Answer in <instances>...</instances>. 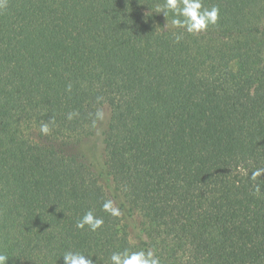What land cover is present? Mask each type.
Instances as JSON below:
<instances>
[{"label":"trees","instance_id":"1","mask_svg":"<svg viewBox=\"0 0 264 264\" xmlns=\"http://www.w3.org/2000/svg\"><path fill=\"white\" fill-rule=\"evenodd\" d=\"M202 2L220 8L219 23L191 35L171 27L165 0H8V264H65L67 251L110 264L125 248L161 264H264V176L251 179L264 168V0ZM93 138L103 171L86 154ZM106 200L119 217L102 210ZM88 210L104 219L97 232L75 226Z\"/></svg>","mask_w":264,"mask_h":264},{"label":"clouds","instance_id":"2","mask_svg":"<svg viewBox=\"0 0 264 264\" xmlns=\"http://www.w3.org/2000/svg\"><path fill=\"white\" fill-rule=\"evenodd\" d=\"M8 0H0V11L7 7ZM173 14L171 20V27L176 29H183L188 34L198 35L206 32L209 26H215L219 23L220 8L213 6L210 9L205 8L202 0H165L163 13L167 17L168 13ZM166 23L164 28H168ZM183 32L176 35V41L182 39ZM71 85H69V91ZM73 115L78 113H69L68 119L71 120ZM97 117L103 119V113L97 112ZM95 127V121L93 122ZM41 132L45 135L49 134L50 128L47 123L41 125ZM264 176V168H257L251 174L252 181H257L258 178ZM256 194L260 193V184H255ZM102 210L110 216L119 217L121 215L120 209L115 206L112 200H106L102 205ZM76 228L80 230L97 232L104 226L103 217L96 216L93 210H88L84 215L77 220ZM91 256H86L82 252L67 251L63 255L65 264H93ZM9 258L7 255L0 253V264H8ZM110 264H161V260L154 254L152 250H137L132 251L125 248L123 251L112 252L109 256Z\"/></svg>","mask_w":264,"mask_h":264},{"label":"rangeland","instance_id":"3","mask_svg":"<svg viewBox=\"0 0 264 264\" xmlns=\"http://www.w3.org/2000/svg\"><path fill=\"white\" fill-rule=\"evenodd\" d=\"M94 139L95 138H93L92 141H89L87 143L86 154H87V157L90 159V161L94 163L95 168L103 171V166H102L103 149H102V146L100 145V141L98 140L97 142V140H94Z\"/></svg>","mask_w":264,"mask_h":264}]
</instances>
